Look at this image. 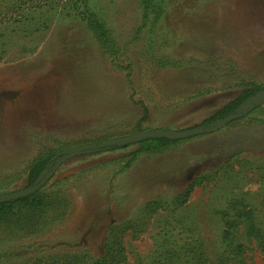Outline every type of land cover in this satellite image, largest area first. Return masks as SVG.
Masks as SVG:
<instances>
[{"label": "rangeland", "instance_id": "obj_1", "mask_svg": "<svg viewBox=\"0 0 264 264\" xmlns=\"http://www.w3.org/2000/svg\"><path fill=\"white\" fill-rule=\"evenodd\" d=\"M19 2L0 0V15ZM88 4L121 50L119 67L83 22L61 15L60 5L23 8L19 25L0 26L6 50L0 61V180L9 182L0 193L28 187L15 174L41 147L67 149L138 131L193 128L236 96L242 81L264 89V0H166L154 25H143L138 0ZM168 58L183 63L165 67ZM143 105L148 115L136 126ZM135 148L133 143L60 157L45 186L62 194L66 206L24 228L0 225V264L31 262L41 248L86 250L88 264L100 255L112 226H129L119 229L127 264H149L164 238L168 244L179 240L182 224L201 237L210 264L221 252L218 211L240 193L264 228V124L227 123L163 153L142 155L121 170V157ZM197 174L205 180L182 207L144 218L147 201L179 197ZM243 240V264H264L254 242Z\"/></svg>", "mask_w": 264, "mask_h": 264}, {"label": "trees", "instance_id": "obj_2", "mask_svg": "<svg viewBox=\"0 0 264 264\" xmlns=\"http://www.w3.org/2000/svg\"><path fill=\"white\" fill-rule=\"evenodd\" d=\"M138 1L143 8V25H154L153 23L159 20L163 14V5L166 0ZM54 5H60L61 15L83 22L87 30L93 34L101 48H103L104 54L109 57L110 63L119 67L118 58L120 57L119 51L121 52V50L116 45L110 28L106 26V23L102 19L97 17L96 13L89 6L88 0H20L9 13L0 15V26L8 22H15L16 25H19L21 17L25 15L24 12L19 13V10L23 8L34 10L33 8L45 6L52 9ZM5 51L4 46L0 42V61L3 59ZM182 63V60L168 58L163 66L177 67L182 65ZM126 77L130 84L129 72H127ZM262 90L263 87L255 82L242 81L241 90L236 96L228 100L211 115L205 117L196 126L209 127L211 124L217 123L222 118L231 114H238V116L228 123L246 120L247 123L264 124V105H260L259 103L247 107L244 111L240 109L246 101ZM142 110L143 114L136 122V126H139L141 121L147 118L148 112L144 105ZM188 138H144L135 143L136 148L134 150L121 157L123 164L120 166V169L130 168L138 157L142 155L150 157L163 153L176 147ZM105 140L108 139H96L93 143L100 144ZM127 145L129 144L123 146ZM110 147L114 148L118 146ZM106 148L100 147L98 150ZM64 149V146L57 148L50 146L41 147L39 152L28 161L25 168L15 174L18 175L16 177H25L27 186L33 185L41 173L50 171L55 166L57 160L64 155ZM226 160L223 167L217 169L218 172H221L230 161L234 160V155L228 157ZM205 177V175L197 174L192 182L181 191L179 197L171 201H164L162 199L147 201L143 206L144 218L147 219L157 211H164L166 209L170 211L174 207H182L187 202L191 189L195 185L200 184L201 180H205ZM6 179L0 180V188L9 184ZM45 184L46 182L30 194L0 202V225H7L18 229L24 228V224H34L38 219L47 214L48 210L66 206L64 196L54 191L47 192ZM244 194L240 193L237 197L229 198L224 207L218 211L223 225L219 234L221 252L210 264H230L231 262L243 264L244 253L247 249L246 241L243 239L253 241L256 248L264 255V228L259 223L255 207L244 198ZM57 218L58 216L55 214L54 219ZM176 223L179 227L180 222L177 221ZM239 226H241V229H237ZM127 227H110L105 236L100 255L90 259L88 264H127L125 248L120 241L121 232L119 231V229H126ZM180 229L178 232V234L180 233L179 240L174 239L172 243L168 244L164 238L160 246L154 250V255L149 264H206L207 260L202 251L201 237L196 233L195 229L185 227L183 224ZM27 247L33 248L34 244H29ZM87 255L88 252L86 250L54 251L41 248L36 251V255L32 256L31 262L23 264H85L87 263Z\"/></svg>", "mask_w": 264, "mask_h": 264}, {"label": "water", "instance_id": "obj_3", "mask_svg": "<svg viewBox=\"0 0 264 264\" xmlns=\"http://www.w3.org/2000/svg\"><path fill=\"white\" fill-rule=\"evenodd\" d=\"M264 100V89L254 95L251 99L246 101L242 106L241 110H245L247 107L253 106L255 104H259ZM238 116V114H231L227 117L222 118L217 123H215L213 126L210 127H201L196 126L189 129L184 130H165V129H154V130H144V131H138L133 134L121 137V138H115V139H109L101 142L100 144H83L78 146H73L70 148H67L63 151L64 154H69L73 152H79V151H85V150H95L100 147H110V146H123L126 144H133L136 143L144 138L148 137H164L168 139H183L188 138L191 136L207 133V132H213L224 125H226L231 120L235 119ZM49 176V171H45L41 173L37 179L35 180L34 184L28 187H25L21 190L8 192V193H0V202L7 201L11 199H16L18 197L30 194L37 190L39 187H41L47 180Z\"/></svg>", "mask_w": 264, "mask_h": 264}]
</instances>
